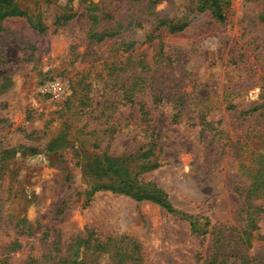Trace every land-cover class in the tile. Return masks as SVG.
Segmentation results:
<instances>
[{
	"label": "rangeland",
	"instance_id": "1",
	"mask_svg": "<svg viewBox=\"0 0 264 264\" xmlns=\"http://www.w3.org/2000/svg\"><path fill=\"white\" fill-rule=\"evenodd\" d=\"M215 2L14 0L36 27L0 18V264H264V0ZM104 156L153 161L136 178L199 231L86 196Z\"/></svg>",
	"mask_w": 264,
	"mask_h": 264
},
{
	"label": "trees",
	"instance_id": "2",
	"mask_svg": "<svg viewBox=\"0 0 264 264\" xmlns=\"http://www.w3.org/2000/svg\"><path fill=\"white\" fill-rule=\"evenodd\" d=\"M213 5V14L218 20H222V13L219 6L216 5L215 0H209ZM25 16L32 27H36L33 20L30 16H27L25 12L19 8H17L16 4H14V0H0V18L8 17V16ZM182 26L175 28L171 27V31H178ZM109 35V34H107ZM98 39L102 38L103 35H98ZM141 110V123L146 127L150 128L151 134L149 136L150 139V147L154 146V135H153V127L149 124V119L146 116V112L143 110V106H140ZM145 144V146H149ZM144 146V147H145ZM150 153V148L146 149V151L142 152L141 158L146 159ZM129 158H125L123 160H113L109 157L104 156L101 164H97L95 168H93V178H91L87 184V189L85 191L86 196H90L96 191L99 190H109L114 193L122 194L129 196L135 201H148L152 202L161 208H163L167 213H177L184 219H186L194 232H198L197 228L198 217H193L191 215H187L177 211L171 204L168 195L161 188H159L156 184L146 182L142 179L136 178L137 167L141 171H146L156 166L153 161H142L139 165H128ZM141 165V166H140Z\"/></svg>",
	"mask_w": 264,
	"mask_h": 264
},
{
	"label": "built area",
	"instance_id": "3",
	"mask_svg": "<svg viewBox=\"0 0 264 264\" xmlns=\"http://www.w3.org/2000/svg\"><path fill=\"white\" fill-rule=\"evenodd\" d=\"M39 91L52 99H58L63 95V86L60 81L51 79L43 82L39 87Z\"/></svg>",
	"mask_w": 264,
	"mask_h": 264
}]
</instances>
